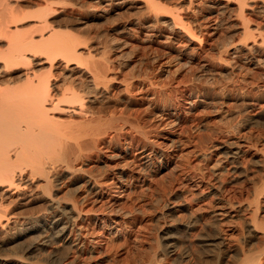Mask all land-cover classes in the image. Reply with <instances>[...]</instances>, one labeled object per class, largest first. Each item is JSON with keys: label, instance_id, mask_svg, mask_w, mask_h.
I'll use <instances>...</instances> for the list:
<instances>
[{"label": "bare ground", "instance_id": "obj_1", "mask_svg": "<svg viewBox=\"0 0 264 264\" xmlns=\"http://www.w3.org/2000/svg\"><path fill=\"white\" fill-rule=\"evenodd\" d=\"M161 1L0 0V264H85V257L93 255L102 241H108L111 234L116 235L124 225L123 218L127 212L123 213L124 217L120 216L119 213L126 210L118 205L122 203L120 199L124 194L128 196L135 188L149 185L150 178L147 180L143 175L148 163L159 162L164 156L181 157L176 148L179 137H169L168 143L157 142L148 135L149 129L146 130L137 119L130 121L127 115L121 113L105 118L98 114L97 109L103 102L121 100L122 97L118 98L117 94H122L125 96L122 100L128 101L126 96L133 92H144L148 88L151 90L150 86H158L154 83L155 79L145 82L141 79L130 81L125 77L118 80L114 71L116 59L107 53L121 49L132 52L138 48L153 51L156 43L169 50L180 45L185 55L166 50L164 58L165 61H180L185 65L183 59L193 56L205 58L210 52H215V57L224 66L231 65L230 61L233 64L238 61L235 65L241 71L252 69V65L259 68L260 81L256 88H261L264 93V0H224L223 4L220 0H186V10L170 11L163 8ZM219 3L223 6L221 9L216 8ZM130 11L134 12L133 15L124 17ZM101 23L111 25L101 28ZM91 25L98 29L97 34L89 35ZM231 27L236 30L238 38L223 42L221 39L220 47L213 46L218 31ZM111 33L114 35L111 36ZM97 35L103 36L99 37L102 41H96ZM98 52L101 58L95 59ZM158 57L155 54L152 58L158 61ZM229 73L233 74L232 71ZM155 95L152 93L145 99H154ZM186 101L193 105L194 101H188V98ZM261 104L263 107L258 105L256 113L264 116V104ZM158 111L169 127L186 126L189 110L182 109L184 116L180 111L171 112L164 108ZM135 134L144 144H139L140 139L138 141ZM114 142L123 144L113 146L114 149L109 150L110 153L101 161L106 166L111 162L109 160L119 163L127 160L129 155L135 174L133 172L125 178L120 171L104 177L106 174L103 172L102 179L94 177L90 167L88 171L85 166L92 159L103 157L104 150ZM222 144L221 147L213 144L214 150L221 148L222 153L212 156L217 157L211 172L206 164L199 168V175L196 173L198 179L194 176L180 177L181 185L189 188L183 191L187 192V198L194 200L195 193L206 194L207 197L203 204L187 201L189 214L183 226L187 230L198 229L196 214L200 210L211 209L212 220L208 227L212 233L211 236L205 235L203 242L217 247V252H220L227 243L223 234L226 222L236 217L244 225V234L247 233L249 240L257 237L262 241L258 254L263 255L259 258L255 256L257 259L254 261L264 264V181H261L260 190L254 193L252 203L241 201L250 186L237 189L231 182L239 174H245L246 165L254 164L264 171V143L261 148L253 149V159L250 158V150L254 146L250 140L247 142V137L226 139ZM211 153H203L202 157H210ZM173 163L176 168L178 163ZM169 164L166 161L158 166L162 168ZM110 167L108 163L106 169ZM210 177L214 180L211 184ZM228 177L232 178L231 181ZM134 181L138 185H133ZM69 186H74V191L65 197L64 190ZM87 200L89 207L84 203ZM39 204L40 211H32L28 215L24 213V210H33L36 205L39 207ZM160 205L167 208L166 201ZM94 206H98L99 212ZM90 211L94 215L91 219L87 216ZM112 214H119L120 218L112 220ZM104 226L112 228L103 233L101 229ZM97 232L99 238L97 235L89 238ZM242 237L244 240L247 238ZM155 238L154 243L158 242ZM159 243L154 245L161 249ZM164 243L160 251L156 247L155 250L153 245L155 252L152 250V256L149 254L148 257L161 255L164 260L175 255L176 251L170 249L173 245L168 241ZM60 248H66L67 252L58 254ZM33 253L44 258L27 260L25 255ZM251 258L246 256L238 264H249ZM163 260L158 261L161 263ZM144 261L141 263L145 264ZM146 261L157 264L156 259Z\"/></svg>", "mask_w": 264, "mask_h": 264}, {"label": "rangeland", "instance_id": "obj_2", "mask_svg": "<svg viewBox=\"0 0 264 264\" xmlns=\"http://www.w3.org/2000/svg\"><path fill=\"white\" fill-rule=\"evenodd\" d=\"M185 1L186 0H164V1L162 0L161 3L163 5V8L167 9V11H170V9L176 10L180 8L186 10L185 7H188L187 6L188 2ZM220 3L223 4L224 0H220ZM220 3L218 4L219 6L218 5L216 6V8L221 9L223 7ZM229 5L231 6V4ZM201 7H203L204 10L206 9L204 8V6ZM127 13L124 15V17H127V15L132 16L133 15L132 13L134 12L130 11L128 14ZM107 24L101 23L99 25L101 26V28H105L111 25L109 23ZM231 28L232 29L221 28L218 31L219 34H217L218 38L216 36L212 42L213 46H215L214 44H216V46L217 45L219 46L220 43L223 42L224 40H229V39L235 40L236 38H238L237 34H235L236 30L233 29V27ZM97 30L95 26L93 25L89 26V35H95L94 32L96 33ZM113 35L114 34L111 33V36ZM99 37L103 38V36L97 35L96 37L97 42ZM99 40L102 41V39ZM219 40H221V42ZM153 46L155 48L153 51H150L149 49L142 50V48H138L136 50H131L132 52L135 51L133 53L130 51H126V49L125 50L121 49L119 50L120 52L116 50L117 52L111 51L107 53V55L111 56L112 59L114 60L116 59L114 71H116L118 74V80L125 79V77L130 81L131 79L132 80L134 79L136 81L141 79L142 81L144 80L146 82L150 80L154 81L155 79L154 83L155 84L157 83L158 86L157 87L155 85L154 87L150 86L151 90H153V88L156 87L155 90L153 91L149 90L150 88H148L147 89L148 91L143 92V90H141V91L133 92L134 94H131L130 95L131 97L126 96V98H129L128 101H125L124 99L122 100V98H125V96L123 97L122 94L121 96L120 94H117V96L119 95L118 98L122 97L121 100H118L119 102H117V100H110L103 102V104H101L102 106L101 105L99 107L97 106L98 114L102 116L101 118L103 117L105 118L106 116L108 117L110 114L121 113L122 115L124 114V116L127 115L128 116L127 118L130 121H134L135 119H137L139 122H141L140 124L143 125V127L145 126L144 128L146 130L147 128L149 129L147 130L148 135L150 134L149 136H151V138L156 139L157 142H160L162 140L163 142L168 143L167 139L169 137H173V138L179 137L180 138L179 143H181V141L182 143L180 146V144L176 142V148L178 149L177 152L178 155L181 154L180 155L181 157L167 158L166 156H164L160 158L162 160H159V162L155 161L148 163L149 170L147 169L145 170V172L142 171L141 175L144 172L143 175H145L147 180L150 178L149 185L147 184V186L142 189L137 187L135 188L134 192H129L128 196L127 194H124L122 199L119 198L121 200L120 202H122L118 204L119 207L121 208L123 207L122 209L126 210L121 212L122 214L119 213L120 216H122L124 212L129 213V214L127 213L124 214L126 218L122 216L124 217L123 219L125 220V221L123 220V223L125 222L124 225L122 224L123 228L121 227L120 228L121 231L119 230V232L116 235L110 233L112 236L108 241L107 240H105L106 242L102 241L101 246L97 249L95 253H93V255L85 257L84 259L85 264H142L143 260H145L144 261L145 264H148V261H146L147 259L149 260L156 259L157 260L156 263L158 264L160 262L158 260H163V258L161 255L159 256L156 255L154 257L155 259L153 257L151 258L153 254L152 247L154 244L156 245L157 243L160 242L159 244L162 249L165 244L164 242L167 241L168 243L173 245L170 247V249L173 248L172 251L175 250L176 254L173 255L174 257L170 255L168 259L166 257V259L162 261L163 263L166 262L164 264H238L239 261L240 260L242 261L246 256L253 257L251 258L250 262L251 263L254 262L253 264H257L258 262L255 263L254 261L257 259L255 256L259 258L263 255V254H258V251L259 252L261 251L263 245L262 241L257 237L251 238L249 240L248 239L249 236L247 235V233L244 234V230H245L243 228L244 225L242 226L238 218L233 217L232 219L228 220L229 222H226V225L223 230L224 232L223 234H225V237L227 238L225 241L227 243L224 244L220 252H217L216 249L217 247L215 246L213 247L203 242L204 239L206 238L205 235L211 236L210 233H212L208 227V223H210L212 220L210 218L211 209H206V210L204 209V211L200 210L196 214V218L198 220L196 225L198 226V229L197 227H195L193 230H187L183 226L189 214L187 210L188 202L194 204L196 203L203 204L204 202L207 201V197L205 196L206 194L200 195V193L198 194L195 193L196 194L194 195L195 199L193 198L194 200H190L189 198L186 197L187 192H183L188 190L189 188L187 189L186 186H184L183 184L181 185L180 181L182 182L181 178H183V176L185 178H188L189 176L190 177L194 176L195 178H197L199 175L198 173L199 168L202 166L205 167L206 164H207L206 168H208V170H210L211 172V166L215 164L214 159L217 157V156L214 157L212 156L217 155V153L218 154L222 153L221 148H216L214 150L213 144H217L218 147H221L223 145L222 144L223 141L226 139H230V138L242 139L243 137L245 138L247 137V142L250 140L251 145L253 144L252 146H254V148L251 147L250 150V155L252 156V157L250 156V158L252 159L254 158L253 149L258 147L261 148V146H263L262 144L264 143L263 140L264 116H260L258 115V113H256L257 112L256 109H258L257 106L258 105L260 106L261 103H262L261 105L264 104V99H263L264 93L261 91V88L260 89L256 88V86L259 85V81H260L259 79L260 69L252 65L253 67L250 66V68H252L249 69L250 71L249 70L241 71V69H238L239 67L235 65L238 62L237 60H236L237 62L234 64L233 62L230 61L229 63L231 65L224 66L223 62L221 63L220 62L221 60L218 61V58L215 57L217 56L214 55L215 52L214 53L210 52V54L208 53L209 55L207 56L208 57L210 56V58H208L207 56L205 58L193 56L188 59L189 61L183 59V61H185L186 64L182 65V62L180 61L179 63H176V61L173 60L165 61L166 59L164 57L166 55V50L169 49L157 43L154 44ZM173 48L170 49L172 54H176L180 52L181 56L183 54L185 55V51L183 50L182 46L176 45V47L174 46ZM155 54L159 55L157 59L158 61H155L152 58ZM97 55L95 56L96 57L95 59H100L101 53L98 52ZM234 59L235 58H233V60ZM218 62L221 64H219ZM159 65L161 66L160 68H158ZM177 65L179 66L177 67ZM116 67L119 69L116 70L117 69ZM229 68H234V69L231 70ZM230 71H232L234 75L232 73H229ZM241 78H244V80L246 81H242L243 79ZM172 85H174L175 87H173ZM169 91L172 93H169ZM150 92L156 93V95L154 99L152 98L147 100L148 96L151 97L152 93L150 94ZM187 98L188 101L190 100L194 101L192 106H190V104L186 101ZM186 105H188L189 108H185L187 107ZM163 108L171 112L180 111L182 116H184L182 113V109L183 111L189 110L188 113L190 115L189 114L186 115L187 118L186 126L184 125V127L181 128L171 125L172 127L171 128L169 127L170 125H166L164 123L163 118L160 117V112L158 111L159 109H163ZM125 125H124L125 127L128 126L127 123ZM192 126L193 128H191ZM135 136L137 137L136 139H138L139 141L140 138H138V135L135 134ZM114 143L111 144V147L106 148V150H104L105 152H103L104 154L103 157H101L98 160L94 158L95 160L92 159V162H90L87 166H85L86 170L88 171L90 167V171H92L91 174L94 177H98V178L101 177L99 179H102V176H104L105 174L106 175L104 177L109 176L111 173L118 174L120 171L122 173V176H124L125 178L128 177L130 174H133L134 169L131 168V166L133 167V165L131 164L129 155L127 157L128 159L125 158L128 160V163L127 160H122V162L119 163L114 162V160L113 161L109 160L111 162L108 163L111 167L109 168L110 170L106 169L108 163L105 166V163H103L102 161L106 158L107 153H110V151L114 149L113 146H116L117 144H123V142H114ZM139 144H144V141L140 139ZM161 146L163 147V144ZM179 149L180 150L182 149L181 150L182 153L180 152ZM167 151L170 150L167 149ZM203 153L205 154L211 153V156L204 158L202 157ZM182 155H184L183 158ZM178 158L179 159L181 158L179 161L180 164L179 162H177L179 160ZM166 161L167 163H171V164L162 168L158 166V164L159 165L163 164ZM174 161L178 163L176 168L174 167V163H173ZM124 163L126 164V166ZM117 164L120 168H118ZM153 164L155 169L153 168ZM246 166L247 169L245 171V174L244 173H242L241 175L239 174V176L241 177L238 176L237 177L238 179L237 178L232 179L228 177L229 178L228 180L231 181L232 179L231 181L232 185L234 188L237 189L241 188L244 185H247L248 187L250 186L248 192L244 194L243 197L241 198V201H243L242 203L244 202L252 203L254 198V193L258 192V189L260 190L262 186L261 181H264V176H263L264 171L262 170V168L260 169L259 167H255L254 164H252L249 167L248 165ZM105 170H107L109 173L107 171L105 172ZM211 179L212 177L209 178L210 184L213 183L214 181V180L212 181ZM134 182L133 185H138L137 181ZM73 188L70 186L69 188L67 187L64 190L65 194L63 195L65 197H69L70 195H72L71 193L74 191ZM162 200L167 202V208L166 207L163 208L160 205V203L164 202ZM87 201H85L84 203H86L87 207H89V200ZM40 206L41 205L39 204V207L36 205V208H34L33 210H27V211L24 210V213L28 215L30 213H33L32 211L38 212L40 211L41 208ZM93 208L97 210L96 212H99L98 206H94ZM128 211H130L131 213ZM136 211L139 212L136 213ZM90 212L89 214H87V216L90 217L91 219L94 217V215L92 214L93 213L92 211ZM118 215L112 214L110 215V217L113 220L115 218H120V216L118 217ZM163 215L165 218L163 217ZM177 216L178 218H175ZM166 217L168 218V220ZM162 220L163 221L166 220L165 221L166 223L163 222ZM158 221H160L161 223ZM163 224H165L163 226L164 229L161 227ZM110 228L112 227L104 226L101 230L103 231V233H108ZM166 228H168L169 231L165 234L164 232ZM98 234L99 232L94 233L92 234V236H89V238H95L98 236ZM242 236L247 237L246 240H244ZM155 237L158 239H156ZM154 238L158 240V242L154 243L155 242ZM155 245H154V249L155 247L158 248ZM161 249L158 248L157 251H160ZM155 250H153V252H155ZM59 252L64 253L67 252V250L66 248H60L58 254H60ZM149 254H151V256L148 257ZM43 255H45V253ZM25 257L26 259L29 258V260L30 259L39 260L44 258L42 255L39 256V254L36 253H33L32 255L27 254V256L25 255ZM152 264H155V262H153Z\"/></svg>", "mask_w": 264, "mask_h": 264}]
</instances>
